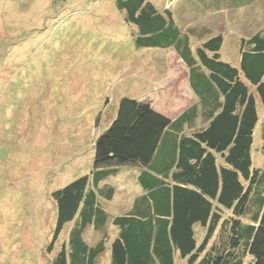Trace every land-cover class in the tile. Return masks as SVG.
<instances>
[{
    "label": "trees",
    "instance_id": "1",
    "mask_svg": "<svg viewBox=\"0 0 264 264\" xmlns=\"http://www.w3.org/2000/svg\"><path fill=\"white\" fill-rule=\"evenodd\" d=\"M163 1L116 5L138 48L177 53L196 103L171 119L147 101L120 100L94 141L91 171L52 192V264H264V156L259 164L254 156L264 30L241 40L234 65L222 59L223 34L193 44ZM125 164L140 167L141 192L114 213L110 180Z\"/></svg>",
    "mask_w": 264,
    "mask_h": 264
},
{
    "label": "rangeland",
    "instance_id": "2",
    "mask_svg": "<svg viewBox=\"0 0 264 264\" xmlns=\"http://www.w3.org/2000/svg\"><path fill=\"white\" fill-rule=\"evenodd\" d=\"M135 28L116 0H0V264H52V192L91 171L94 141L123 97L172 114L171 102L160 98L176 88L180 72L173 68L167 81L168 72L159 76L175 67L174 52L138 48ZM237 56L223 46L222 59L237 65ZM261 117L257 164L264 156V108ZM119 168L110 180L114 213L141 192L140 167Z\"/></svg>",
    "mask_w": 264,
    "mask_h": 264
},
{
    "label": "crops",
    "instance_id": "3",
    "mask_svg": "<svg viewBox=\"0 0 264 264\" xmlns=\"http://www.w3.org/2000/svg\"><path fill=\"white\" fill-rule=\"evenodd\" d=\"M263 2L264 0H173L172 2L164 0L157 3L161 6L172 8L174 18L181 31L184 34H188L195 45L217 34H223V46L229 43L233 47V54L238 55V65L241 61V40L243 38L249 39L264 30V24L254 31L253 28L255 26L252 27V24L255 25L257 21L261 22L262 15L264 17ZM234 32H238V36ZM148 49H143V51ZM168 50L174 52V57L177 59L175 61L176 64L174 63L175 67L174 65L172 67L167 65L165 72L159 77H163L168 72L166 81L169 80V77H172L175 73L173 68H178L180 73L173 78L176 80V88L168 94L167 92L170 89L167 88L166 92L162 90L167 95H163L160 98V102L164 105L171 102L172 114H168L159 106L153 107L169 118L175 119L192 104L196 103L197 98L189 85L187 66L173 49ZM186 103L189 104L186 105Z\"/></svg>",
    "mask_w": 264,
    "mask_h": 264
}]
</instances>
